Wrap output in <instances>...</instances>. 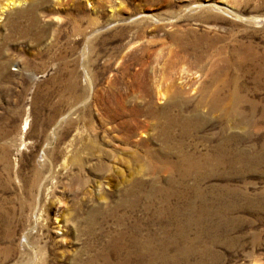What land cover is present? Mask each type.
<instances>
[{"label":"rangeland","instance_id":"374dc122","mask_svg":"<svg viewBox=\"0 0 264 264\" xmlns=\"http://www.w3.org/2000/svg\"><path fill=\"white\" fill-rule=\"evenodd\" d=\"M175 88L176 148L250 156L157 169ZM197 192L211 216L185 226ZM134 226L155 264L183 229L207 251L178 264H264V0H0V264H105Z\"/></svg>","mask_w":264,"mask_h":264},{"label":"bare ground","instance_id":"6f19581e","mask_svg":"<svg viewBox=\"0 0 264 264\" xmlns=\"http://www.w3.org/2000/svg\"><path fill=\"white\" fill-rule=\"evenodd\" d=\"M218 90H219V88H214L212 93H211V98L209 100V109H211V110H216L220 106ZM180 92L181 91H179L177 88H175L174 91L172 90L171 99L168 101V107L169 108L174 107V109H176L178 111L177 112L178 116H180L181 120L184 121V125L182 127V126H180V122H177L180 120V118H177L178 116L177 117L173 116V117L168 118V119L166 118L167 120L165 119V121L162 123V125H161V128H162V132H161L162 133V144H161L160 149H158L156 151L157 152L156 155H157V157H159L162 164H160L157 169H161V170L167 169L166 170L167 172H172V173H169L170 175H173V173H180L181 178H186V177L191 176L193 173L197 174L198 172H200L205 167L207 168L208 166H210V168H211L213 166H219L221 164L222 160H225V159L232 160V159H236V158H242V157L250 156V153L248 151L249 149L246 152H244V151H241L239 149L236 150V149L230 147V145L232 144V142L235 139V136H233V134L225 135L222 143L218 142L215 145H213L211 148H207L208 150L206 152H197V151L195 152V150L190 151V150L183 148V146L176 148L173 145V140L175 138L178 140H182V138L187 137L188 133H189L188 132L189 125H187L186 128H185V125L188 124V122L191 123L189 117L186 118V117H183V115H182V107H183L182 104H177V103H180V101L178 100V96L180 95ZM231 98L235 99V95L231 94ZM223 99H224V97H223ZM232 99H230V100H232ZM236 99H235V102H236ZM175 102H177V103H175ZM205 102H203V103H205ZM197 110L198 109H195L194 113H196ZM226 111H227L226 112L227 116H229V117L242 114L241 111L237 110V107L235 108L233 106L230 107ZM193 116H194V114H193ZM238 118H241V117H238ZM27 125H28V123H27V119H26L23 123L22 130H26ZM175 125H178L179 127H181L180 131L178 132V135L170 133V128L172 126L175 127ZM236 126L243 127L244 123L242 124V121H238ZM172 157H175L176 160L170 161L169 158H172ZM171 182H172V180H171ZM157 191L161 192L162 190L160 188H157ZM169 193H171V192H168V193L166 192L168 197H170ZM132 194L134 196V203H137L138 199L140 197V194H138L136 191H133V190H132ZM195 196H197V198L194 199V201H190L188 206H187L188 207L187 212L184 215L185 221H186L185 226H190L193 224L201 223L203 221V219L209 218L211 216L210 213L206 214V212L204 210L197 209V203L196 202H199L201 204V206H204V204H206L205 201L207 200L206 196L204 197L200 192H197ZM165 198L169 200V198H167L166 196H165ZM133 205H135V204H133ZM198 207H199V204H198ZM219 210L221 211V209H219ZM123 232H118L112 238L113 239L112 240L113 249H109V247H108L107 249H109V250L102 253V259L105 262V264H138L139 261L140 262L144 261L143 264H155L154 257L157 253L154 251V249L152 247L155 243L152 246L148 242H147L148 244H144V245L141 244L140 245L139 240L137 238L138 233L136 232L135 226L133 227L132 231L128 235L129 241H127V242L124 241L126 237H125V234ZM176 237L178 239H175L174 248H176L175 252L178 253V254L175 253L176 257L178 255V258H177L178 261L184 260V262L185 261L189 262L191 255L193 253H195V251L200 253V255L202 257L205 256L207 250L204 249L203 251L202 250L199 251V249H197V248L194 249L195 248L194 244L200 239L199 237H195V238L191 239L188 236V234L185 232L184 229L178 231V234ZM123 241L125 242V244L123 243ZM181 243H182V245H180ZM155 247H156V245H155ZM207 249L209 250L210 247H208ZM162 253H164V252H162ZM163 255L159 256L160 257L159 260L165 261ZM173 256L175 257L174 254H173ZM113 257L115 259L114 261H112ZM146 257H148V259ZM155 258H157V257H155ZM177 260H175V261L172 260V261H174L172 264H178L179 262ZM165 262H167V261H165ZM161 263H163V262H161Z\"/></svg>","mask_w":264,"mask_h":264}]
</instances>
